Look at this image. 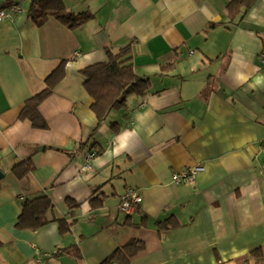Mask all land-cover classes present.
<instances>
[{
  "label": "crops",
  "instance_id": "crops-1",
  "mask_svg": "<svg viewBox=\"0 0 264 264\" xmlns=\"http://www.w3.org/2000/svg\"><path fill=\"white\" fill-rule=\"evenodd\" d=\"M62 2L91 19L69 29L31 18L33 0H0L20 7L0 22V264H101L133 240L144 247L130 264H264V0L235 18L230 0ZM131 42L149 92L98 125L79 71ZM63 60L38 109L47 129H36L19 114ZM28 157L32 170L16 179ZM193 167V185L172 182ZM127 189L141 195L131 214L118 208ZM44 194L49 223L17 229L21 203Z\"/></svg>",
  "mask_w": 264,
  "mask_h": 264
},
{
  "label": "trees",
  "instance_id": "trees-1",
  "mask_svg": "<svg viewBox=\"0 0 264 264\" xmlns=\"http://www.w3.org/2000/svg\"><path fill=\"white\" fill-rule=\"evenodd\" d=\"M257 0H230L227 5V12L231 18L245 14ZM30 16L34 20L44 21L47 15L55 17L60 23L69 29L77 28L91 19L92 15L83 13L73 15L66 12L62 0H33ZM38 22V21H36ZM39 23V22H38ZM132 42L113 53L107 51V60L95 63L79 71L83 78V88L91 97V110L97 118L98 125L103 122L112 110H119L125 107L126 99L130 96L144 97L149 92V81L138 77L132 61ZM66 61H61L44 80V89L30 97L19 114L20 120H28L36 129L46 130L47 124L39 113V106L53 94L55 87L65 76ZM115 133L118 132L116 124L112 125ZM58 150V149H56ZM33 168L31 158L28 157L12 167V173L16 179H22ZM75 205L69 202V208ZM53 208L48 196L39 195L26 199L21 203V211L15 227L19 230H37L49 223L46 215ZM61 234L70 231L73 222L57 220ZM159 229L168 227V223H157ZM143 244L137 240L128 242L117 248L101 264H130V260L138 252L143 250ZM262 252L260 249L249 254V259H258Z\"/></svg>",
  "mask_w": 264,
  "mask_h": 264
},
{
  "label": "built area",
  "instance_id": "built-area-1",
  "mask_svg": "<svg viewBox=\"0 0 264 264\" xmlns=\"http://www.w3.org/2000/svg\"><path fill=\"white\" fill-rule=\"evenodd\" d=\"M20 11L18 5H11L7 9H0V22L8 20L12 21L14 15ZM260 67L264 69V43L263 48L259 54ZM96 157L94 151H90L84 158L83 165L80 169L82 173H87L91 170V162ZM201 170L200 167L188 168L180 172H174L171 175V180L174 184L193 185L195 183L196 175ZM141 202V195L137 189H127L119 197V210L125 214H131L136 210V207ZM41 263V262H40Z\"/></svg>",
  "mask_w": 264,
  "mask_h": 264
},
{
  "label": "water",
  "instance_id": "water-1",
  "mask_svg": "<svg viewBox=\"0 0 264 264\" xmlns=\"http://www.w3.org/2000/svg\"><path fill=\"white\" fill-rule=\"evenodd\" d=\"M3 177V175L1 174V172H0V179Z\"/></svg>",
  "mask_w": 264,
  "mask_h": 264
}]
</instances>
